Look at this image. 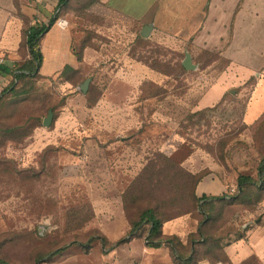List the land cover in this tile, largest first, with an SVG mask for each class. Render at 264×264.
I'll list each match as a JSON object with an SVG mask.
<instances>
[{"label":"rangeland","instance_id":"374dc122","mask_svg":"<svg viewBox=\"0 0 264 264\" xmlns=\"http://www.w3.org/2000/svg\"><path fill=\"white\" fill-rule=\"evenodd\" d=\"M85 16L57 75L16 85L5 75V68L26 65V25L16 33L14 53H0L6 79L0 91V260L142 264L143 250L129 244L139 239L148 246L149 225L133 238L131 223L152 210L163 221L193 214L201 228L209 216L196 187L213 169L236 185L230 196L238 192L239 176L255 182L244 184L234 200L214 204L218 215L211 213L209 232L215 242L207 245L213 252L197 247L198 258L222 260L224 239L264 228V116L253 126L243 122L261 73L252 66L264 62L242 65L229 58L234 29L230 44L220 48L161 29L148 38L124 28L107 33L97 27L112 22ZM9 17L1 14L0 20ZM187 55L194 70L184 67ZM238 77L249 80L217 107L196 110L210 87ZM50 112L53 120L45 127Z\"/></svg>","mask_w":264,"mask_h":264},{"label":"crops","instance_id":"0c3cea01","mask_svg":"<svg viewBox=\"0 0 264 264\" xmlns=\"http://www.w3.org/2000/svg\"><path fill=\"white\" fill-rule=\"evenodd\" d=\"M1 14H10L9 22L0 20V32L6 23L8 25L7 33L0 36L1 54L14 53L16 33L25 25L28 28L49 27L40 42L44 57L40 73L44 76L59 74L61 63L69 60V45L80 37V21L85 20L84 14L91 20L112 22L113 27H97L107 33L124 28L133 34L152 26L153 29L172 31L173 35L180 37L193 34L196 43L220 48L230 44L229 30L234 29L236 48L229 58L242 65H245L244 61L264 62V0H0ZM52 21L54 24L50 26ZM61 21L67 22V25L63 27ZM252 67L261 73L243 114V122L248 126L257 124L264 116V65ZM0 68L4 69V66L0 65ZM5 69V75L12 78V70ZM3 75H0V91L1 86L6 84ZM248 78L222 79L206 91L196 110L217 107L228 93L234 92V87L245 86ZM235 187L229 185L220 170L213 169L198 186V195L220 197L227 195L229 188ZM198 229V220L185 215L164 223L162 235L177 237L184 246H188L191 236ZM232 237L233 240L224 239L222 260L208 257L198 264H264V228L256 225L242 236ZM129 245L132 249L140 247L143 250L144 254L140 253L138 257L142 264H176L167 245L154 249L143 245L139 239H134Z\"/></svg>","mask_w":264,"mask_h":264},{"label":"trees","instance_id":"16d2710c","mask_svg":"<svg viewBox=\"0 0 264 264\" xmlns=\"http://www.w3.org/2000/svg\"><path fill=\"white\" fill-rule=\"evenodd\" d=\"M69 1V0H68ZM54 24V21L50 23V26ZM49 31V27H41V28H35V27H29L26 31V37H25V44L27 46V52H28V57H27V62L24 67H19L15 68L12 70L11 75H12V85H16L19 81H22L24 79H29L34 76H37L40 73V70L42 68V65L44 63V57L40 49V42L42 40L43 35ZM2 100V94H0V102ZM213 109V108H212ZM210 109L202 110V111H207ZM199 111V112H202ZM264 165V161L261 163ZM264 174V166H260L259 168V175L263 176ZM204 178H201L198 181L197 187H196V193L195 197L198 200V202L203 204L205 214L209 216L208 220L203 219V226L199 228L198 232L194 235L191 236L189 245L184 246L181 240L177 237H164L162 235V228L164 223L173 220H160L157 218V216L154 214L152 210H148L144 212L140 219L137 222L131 223V232L130 236L133 238H137L140 236H137V233L139 232V229L143 224L149 225V237H148V246L154 249H158L162 247L163 245H167L171 248L172 253H173V258L176 264H198L199 261H202L204 259L198 258L199 256V250L197 247H207V245L215 242V239L212 234L209 232V225H211L215 220L212 218L211 213L213 215H218L217 213H213V207L214 204L216 203H225L226 201L229 200H234L236 196L240 195L244 189H246L244 184L250 183L253 184L255 183L253 178L249 176H244L241 175L238 178V192L230 196V195H224L220 197H207V196H199L198 195V186L200 183L203 181ZM240 201V200H239ZM244 202H239L236 203V205L243 204ZM210 212V213H209ZM193 216V214H186ZM180 217V216H179ZM176 217V218H179ZM182 217V216H181ZM204 217L203 214H201V219ZM219 217V216H217ZM174 218V219H176ZM197 219V217L195 216ZM202 223V222H201ZM204 237V242H196V239ZM194 243V247H192ZM180 248H183V250L188 249L189 254L188 255H183L180 252ZM207 252L212 253L213 252V247H207ZM207 258V257H206ZM222 258H223V246H222ZM0 264H6L4 261L0 260Z\"/></svg>","mask_w":264,"mask_h":264},{"label":"water","instance_id":"95a60500","mask_svg":"<svg viewBox=\"0 0 264 264\" xmlns=\"http://www.w3.org/2000/svg\"><path fill=\"white\" fill-rule=\"evenodd\" d=\"M152 29H153L152 26L144 27L142 32H141L142 37L143 38H148L150 36V34H151ZM184 67L187 70H194L195 69V66L192 65V59H191L190 55H187L186 60L184 62ZM88 86H89V81H86L82 85L81 89H82V91L84 93L87 92ZM52 120H53V113L50 112L48 118L44 121V126L45 127H49L51 125V123H52Z\"/></svg>","mask_w":264,"mask_h":264},{"label":"built area","instance_id":"2783aa9c","mask_svg":"<svg viewBox=\"0 0 264 264\" xmlns=\"http://www.w3.org/2000/svg\"><path fill=\"white\" fill-rule=\"evenodd\" d=\"M61 25L63 26V27H65L66 25H67V22H65V21H61ZM4 63V59H1L0 60V64H3Z\"/></svg>","mask_w":264,"mask_h":264}]
</instances>
